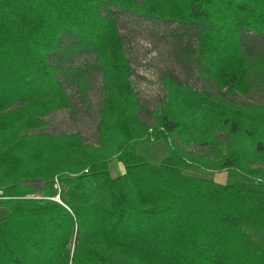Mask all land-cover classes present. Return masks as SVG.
Segmentation results:
<instances>
[{"label": "trees", "instance_id": "1", "mask_svg": "<svg viewBox=\"0 0 264 264\" xmlns=\"http://www.w3.org/2000/svg\"><path fill=\"white\" fill-rule=\"evenodd\" d=\"M113 9L196 27L197 60L218 91L264 89V50L246 46L264 39V0H0V264H264L247 231L264 236V104L168 73L147 125ZM80 53L101 71L96 145L34 132L71 107L63 83L86 102L88 68L65 65ZM158 141L166 154L153 163L141 148Z\"/></svg>", "mask_w": 264, "mask_h": 264}, {"label": "rangeland", "instance_id": "2", "mask_svg": "<svg viewBox=\"0 0 264 264\" xmlns=\"http://www.w3.org/2000/svg\"><path fill=\"white\" fill-rule=\"evenodd\" d=\"M140 1L137 0V2ZM113 16L124 41L125 56L130 62L132 87L142 107L138 117L147 125H153L150 112L158 110L165 101L162 78L168 73L183 85L219 96L234 104H264V89L260 83L253 85L247 96L226 90L218 91L215 88L197 60L196 27L149 21L118 9H113ZM248 42L247 49L252 53H261L264 50V39L254 41L249 38ZM95 61V55L80 53L65 62V65L88 68L89 88L85 96L86 102L80 101L79 92L74 85L63 83L69 95L71 107L48 114L44 118L46 125L34 131L35 133L46 132L53 135L77 133L84 138L86 143L98 144L96 124L98 111L102 104V80L101 71L94 67ZM57 79L63 82L62 75H59ZM16 106L15 103L12 107ZM189 149L197 154L207 152L206 148L199 149L191 146ZM141 151L148 161L156 163L166 154V146L158 141L142 147ZM109 170L110 174L115 176L122 172L123 167L120 163L112 161L109 163ZM188 172L205 175L218 182L235 179L234 175L225 172L210 174L196 170ZM54 181V185L57 186L56 179ZM35 185L39 186L40 183H35ZM4 213L5 210L0 208V215ZM247 231L255 240L264 245V236L252 229H247Z\"/></svg>", "mask_w": 264, "mask_h": 264}]
</instances>
